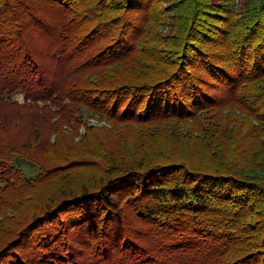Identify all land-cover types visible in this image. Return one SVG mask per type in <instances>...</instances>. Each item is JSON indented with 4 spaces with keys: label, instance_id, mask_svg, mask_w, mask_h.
Here are the masks:
<instances>
[{
    "label": "trees",
    "instance_id": "obj_1",
    "mask_svg": "<svg viewBox=\"0 0 264 264\" xmlns=\"http://www.w3.org/2000/svg\"><path fill=\"white\" fill-rule=\"evenodd\" d=\"M0 264H264V0H0Z\"/></svg>",
    "mask_w": 264,
    "mask_h": 264
},
{
    "label": "rangeland",
    "instance_id": "obj_2",
    "mask_svg": "<svg viewBox=\"0 0 264 264\" xmlns=\"http://www.w3.org/2000/svg\"><path fill=\"white\" fill-rule=\"evenodd\" d=\"M245 0H237V3H238V5H240V3L241 2H244ZM165 7H167L168 5L166 4V5H164ZM170 22H168V26L166 25L165 27H161V28H159L158 30H159V34H160V38H163V37H166V36H168V34H167V31H169L170 30ZM86 121H87V123H89V124H91V125H96V126H98V127H105V128H108V127H110L109 126V124H107L104 120H100V119H98V118H96V117H90V116H87L86 115ZM204 123H206V121H204ZM81 135L84 133V129H83V127H81L80 128V132H79ZM73 140L74 141H79V136H75V137H73ZM23 164V162H21V165ZM26 168V167H25ZM30 174H32V173H30ZM43 185V188L45 189V186H47V185H45L44 186V184H42ZM52 184H50V186H51ZM49 186V185H48ZM47 190H49V188H47ZM19 199V198H18ZM22 202H24L23 203V205L24 206H27L28 204H29V202H25V201H22Z\"/></svg>",
    "mask_w": 264,
    "mask_h": 264
}]
</instances>
